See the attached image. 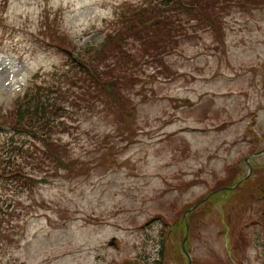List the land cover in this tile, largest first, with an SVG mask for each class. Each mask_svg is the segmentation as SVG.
I'll list each match as a JSON object with an SVG mask.
<instances>
[{
  "label": "rangeland",
  "instance_id": "1",
  "mask_svg": "<svg viewBox=\"0 0 264 264\" xmlns=\"http://www.w3.org/2000/svg\"><path fill=\"white\" fill-rule=\"evenodd\" d=\"M145 1L0 0V120L37 75L66 71L42 22L79 51ZM223 27L224 43L187 27L166 70L138 68L126 128L104 108L66 118L56 138L71 172L45 166L33 190L0 185V264H152L162 237L161 264H188L186 226L191 264H264V4L231 9ZM11 136L0 126L4 155Z\"/></svg>",
  "mask_w": 264,
  "mask_h": 264
},
{
  "label": "trees",
  "instance_id": "2",
  "mask_svg": "<svg viewBox=\"0 0 264 264\" xmlns=\"http://www.w3.org/2000/svg\"><path fill=\"white\" fill-rule=\"evenodd\" d=\"M262 4L264 0H150L141 6L125 5L119 8L102 41L83 51H76L66 34L47 27L43 34L71 66L65 79L69 83L68 95L41 96L45 89L53 87L37 85L1 116L0 122L24 135L29 143L27 147L22 146L24 143L10 148L7 145L14 153L12 156H2L0 152V185L32 190L49 181L45 174H38L45 166L52 173L60 169L71 172L75 161L68 148L55 138L65 128L66 118L98 107L104 108L101 112L105 116L112 115L125 127L127 119L135 114L131 90L140 80L137 70L142 64L166 70L165 58L179 49L183 37L189 36L187 27L189 31L192 28L212 32L214 38L219 37V42L224 43L222 25L229 11H247ZM56 87L61 88V84ZM4 212L0 206V213ZM2 218L0 214V227ZM179 228L183 231L184 224ZM2 233L0 228V236ZM162 239L152 264H161L164 259ZM237 248L236 245L234 249ZM128 260V264H147L136 258Z\"/></svg>",
  "mask_w": 264,
  "mask_h": 264
},
{
  "label": "water",
  "instance_id": "3",
  "mask_svg": "<svg viewBox=\"0 0 264 264\" xmlns=\"http://www.w3.org/2000/svg\"><path fill=\"white\" fill-rule=\"evenodd\" d=\"M245 161H246V163L248 164L247 158H245ZM248 172H250V169L248 170ZM237 184H238V183H237ZM185 238H186V236L183 238L182 246H181L183 251H185V250H184V247H183V242H184Z\"/></svg>",
  "mask_w": 264,
  "mask_h": 264
}]
</instances>
